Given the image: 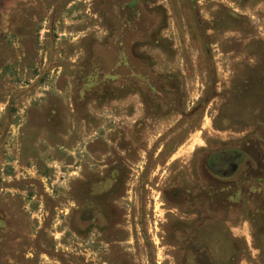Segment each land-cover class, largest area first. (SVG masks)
Masks as SVG:
<instances>
[{
  "label": "rangeland",
  "instance_id": "obj_1",
  "mask_svg": "<svg viewBox=\"0 0 264 264\" xmlns=\"http://www.w3.org/2000/svg\"><path fill=\"white\" fill-rule=\"evenodd\" d=\"M263 195L264 0H0V264H264Z\"/></svg>",
  "mask_w": 264,
  "mask_h": 264
},
{
  "label": "flooded vegetation",
  "instance_id": "obj_2",
  "mask_svg": "<svg viewBox=\"0 0 264 264\" xmlns=\"http://www.w3.org/2000/svg\"><path fill=\"white\" fill-rule=\"evenodd\" d=\"M229 150L237 151L241 154V157L238 160V164L236 165L234 170L228 176H219L216 174L214 175V173L212 172L213 174H211L214 177L216 176L215 178L217 179L232 181L233 179H235L237 172L245 161L246 153L244 151L236 149ZM207 158L205 160V164ZM235 158L236 156L234 154H230L227 161L219 162V164L217 165L218 168L216 169L228 170ZM197 178L199 179V181L202 180V174L201 172H199V168L197 169ZM244 181L245 180L241 182ZM200 182H198L197 185L202 188V183ZM187 192L188 193H186V189L180 186L174 187V189L170 191L169 197L166 198V201L167 203H169V205H173L175 208L181 209V211H178L177 209L174 210L176 213L174 214L175 219L168 221V223H170V226L168 225V229L165 230V232L171 235H178L176 236L174 243L180 245L184 251L188 250V245H192L189 242L190 240H194V238L199 240L204 239L203 232L208 228V225L205 224H207V222L211 220V215L213 217V214L217 212L218 207H229V205L226 203V199L218 198L219 200L216 199L215 201H213L211 200L210 196H208V194L203 192L202 189H198V187H194ZM231 197H233V195L229 196V199ZM204 216H207V218H205Z\"/></svg>",
  "mask_w": 264,
  "mask_h": 264
},
{
  "label": "water",
  "instance_id": "obj_3",
  "mask_svg": "<svg viewBox=\"0 0 264 264\" xmlns=\"http://www.w3.org/2000/svg\"><path fill=\"white\" fill-rule=\"evenodd\" d=\"M230 154H234L236 156L233 161L231 167L228 170H217L216 168L219 162L227 161ZM241 154L234 150H226V151H216L209 155L206 161L207 168L216 175L219 176H228L238 164V160L240 159Z\"/></svg>",
  "mask_w": 264,
  "mask_h": 264
},
{
  "label": "trees",
  "instance_id": "obj_4",
  "mask_svg": "<svg viewBox=\"0 0 264 264\" xmlns=\"http://www.w3.org/2000/svg\"><path fill=\"white\" fill-rule=\"evenodd\" d=\"M258 192V191H257ZM263 198H264V195H263ZM262 198V201H261V204L263 203V205H264V199Z\"/></svg>",
  "mask_w": 264,
  "mask_h": 264
}]
</instances>
